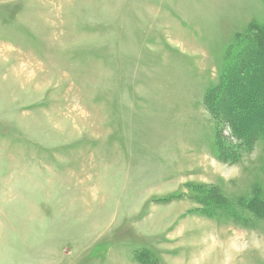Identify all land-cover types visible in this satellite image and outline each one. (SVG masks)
Masks as SVG:
<instances>
[{
  "label": "rangeland",
  "instance_id": "rangeland-1",
  "mask_svg": "<svg viewBox=\"0 0 264 264\" xmlns=\"http://www.w3.org/2000/svg\"><path fill=\"white\" fill-rule=\"evenodd\" d=\"M257 27L264 0H0V264H264V140L228 109L264 101Z\"/></svg>",
  "mask_w": 264,
  "mask_h": 264
},
{
  "label": "trees",
  "instance_id": "trees-1",
  "mask_svg": "<svg viewBox=\"0 0 264 264\" xmlns=\"http://www.w3.org/2000/svg\"><path fill=\"white\" fill-rule=\"evenodd\" d=\"M252 36V37H251ZM250 37L254 40V42L258 43V45L260 46L258 52L255 54L254 57V62H258L259 60L264 61V28H260L257 27L256 31L253 32L252 35H250ZM256 46V45H255ZM245 51L246 49H244V51H241L240 53H237L236 57H235V62L233 64V66L230 68L228 75L226 76L228 78L227 80V84L228 87L231 88V85L237 82L236 76L239 75V72H242V74L246 73V68L245 65L243 66V62H244V57H245ZM234 69H237L236 71ZM236 72V74H234ZM252 74L250 72V74L245 77V80L247 83L252 84V86L254 85V87L256 88H262V87H258V85L254 84L255 81H251V79L254 78V76L252 77ZM257 78L260 77V75L256 74ZM238 83H240V81H238ZM239 90L241 91V89L239 88ZM232 90H229V97H230V93ZM233 94L235 95L236 92L232 91ZM238 93V91H237ZM239 94V93H238ZM262 94H264V91H262ZM236 96V95H235ZM237 99H240L241 96L238 95L236 96ZM248 97V96H247ZM226 102L230 101L227 97H226ZM250 100V104L252 102V98H249ZM240 105V107L238 106ZM234 106V108H233ZM228 109L233 112L235 111V116H233V118H230V125H231V130L234 133L235 136L239 137L240 139H246L248 137H250V140H253L255 138H262L264 140V123H262L260 121V119H256L255 115L259 114L262 112V110H264V101L262 100V98L260 97L259 101L256 102V104L254 105V107L250 108L248 106H246V104H244L241 101H237L232 105L228 104Z\"/></svg>",
  "mask_w": 264,
  "mask_h": 264
},
{
  "label": "clouds",
  "instance_id": "clouds-1",
  "mask_svg": "<svg viewBox=\"0 0 264 264\" xmlns=\"http://www.w3.org/2000/svg\"><path fill=\"white\" fill-rule=\"evenodd\" d=\"M210 160L213 161L214 163H219L222 166V168L226 170V173H220L221 178L224 179L225 181L235 179L240 174L241 169L240 166L237 164L228 165L226 164V162L215 161L214 157H210ZM245 247H247V245H245ZM240 250L242 249H237V251Z\"/></svg>",
  "mask_w": 264,
  "mask_h": 264
}]
</instances>
